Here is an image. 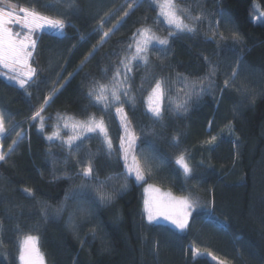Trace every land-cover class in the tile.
<instances>
[{"label":"trees","instance_id":"trees-1","mask_svg":"<svg viewBox=\"0 0 264 264\" xmlns=\"http://www.w3.org/2000/svg\"><path fill=\"white\" fill-rule=\"evenodd\" d=\"M13 2L59 15L66 27L63 35L35 34L29 63L37 75L26 88L6 80L0 67V113L13 125L0 147L7 153L22 133L14 151L0 162V264H20L17 241L25 234L39 237L46 264H217L207 255L194 257L193 247L230 264H264V0H176L193 16L203 14L197 31L169 37L166 46H150L148 64L134 61L129 74L135 103L109 110L95 103L90 88L97 82L111 84L121 59L135 51L128 45H134L137 29L151 27L161 38L171 31L158 18L154 0H74L71 10L44 8L48 0ZM253 2L262 11L261 23L251 19ZM125 12L129 15L102 41ZM234 32L241 37L236 43ZM209 62L216 66L213 89L177 114L172 103L184 98L182 78L202 79ZM237 65L238 75L231 81ZM159 79L167 81L169 90L161 102L163 117L157 120L147 111L146 98ZM242 84L250 95L237 90ZM54 88L59 91L46 103ZM42 106L43 130L39 119H31ZM121 106L141 154L156 156L144 182L198 202L186 230L147 222L142 186L132 179L127 190L115 192L105 205L86 196L65 199L79 183L77 161L86 165L91 156L100 180L121 173L114 116ZM93 114L108 125L116 149L111 156L96 134L78 142L71 155L59 139H47L57 125L64 138L72 134L62 127L61 117L83 120ZM213 136L214 145L205 143ZM180 154L193 169L188 177L175 163ZM61 205L64 211L54 216L52 210ZM81 207L87 215L78 211Z\"/></svg>","mask_w":264,"mask_h":264},{"label":"snow or ice","instance_id":"snow-or-ice-1","mask_svg":"<svg viewBox=\"0 0 264 264\" xmlns=\"http://www.w3.org/2000/svg\"><path fill=\"white\" fill-rule=\"evenodd\" d=\"M63 5L66 10H71L76 5L74 0H48V3L43 5L44 8L55 10L57 6ZM154 7L158 9V18L162 17L163 22L171 29L168 37L161 38L153 32L151 27H142L137 29L133 34L134 45L129 44L128 49L131 50L134 46L135 51L130 56L121 59L120 66L116 68L113 73L111 84H104L97 82L89 90V96L95 101L97 105H101L104 110H109L116 104L123 105L124 103H135V97L129 95L130 86L128 80L129 74L132 71V64L134 61L143 62L145 65L149 62L148 50L149 47L166 46L169 44V37H173L180 33L193 34L197 31L198 24L203 20V14L193 16L188 8L179 5L176 0H154ZM132 8V5H129ZM129 15L124 13V17L113 25V28L103 33L101 40L108 37L110 33L118 28L123 19ZM191 21V22H186ZM219 23L218 21L216 22ZM13 26L19 27L21 31H13ZM66 27V20L61 16H49L44 12L38 10L35 6L27 7L14 3L13 0H0V67L6 69L3 74L9 79L16 81L21 88H26L31 80H33L37 71L29 63L30 58L37 46L36 35L40 31L51 30L59 35H63ZM216 33H213L215 36ZM222 39L225 37L220 33ZM83 39V37H81ZM231 39L234 43L238 42L241 37L238 33H232ZM95 50V48H94ZM92 53H89L84 59L87 60ZM207 60V58H205ZM84 61H81L83 64ZM239 65L232 70L231 81H235L238 75ZM123 71V78L121 73ZM72 75V74H69ZM216 75V66L209 62L208 73L200 80L188 81L182 78L184 84V98L172 103L173 110L177 113H186L188 111L189 103L195 98L199 99L204 94L209 92L214 87V78ZM225 87L230 86V80L224 81ZM63 85H61V88ZM169 89L167 88V81L163 79L156 80L152 87L149 96L146 98L147 111L157 120L162 119L163 109L161 102L165 98V94ZM238 91L244 95H250L247 86L241 85ZM59 89L54 88L52 95L46 98V103L58 92ZM121 96L124 99H121ZM253 102L255 97H252ZM43 106L36 111L31 117L32 120H40V129L45 127L44 117L42 116ZM115 114L119 117V126L123 133L119 137V152L120 159L124 165V183L119 185V191H125L128 187L127 181L134 179L136 182H142L146 179V172L151 170L150 161L156 159L154 153L141 154L136 153L137 136L131 128L130 122L127 120V113L123 107H116ZM64 123L62 127L70 130L71 135L64 138L61 135L60 126L57 125L56 130L47 137L48 140L59 139L63 145L69 149V155L72 154L73 148H79V143L83 139L88 138V134H96L101 137L106 147L109 156L112 155L116 149L113 146L112 138L109 134V128L103 117L97 118L94 114L88 116L86 119L78 120L74 117H61ZM12 123L6 124V118L3 113H0V139L5 138L12 128ZM17 138L12 141L6 153L0 147V162L7 159L9 153L14 151V146L22 139V133L18 132ZM216 137L213 136L205 143L214 145ZM80 163V161H77ZM176 165L182 170L185 177L192 174V167L188 163L187 157L180 154L176 160ZM76 176L81 179V183L72 189L71 193H66L65 199H77L82 194L88 193L94 200L102 203H107L113 199V192L105 191L104 188L109 181L115 179L113 176H108L105 180H100L99 176L94 170V165L91 156H89L86 166L80 168ZM60 177H55L58 179ZM95 181V183H93ZM152 189L149 188L145 191ZM117 189L114 187L113 191ZM153 191H158L152 189ZM25 194L34 195L32 189L23 190ZM198 202L190 196L173 197L170 194L167 196H154L151 199H145L143 214L146 215L149 223L159 222L160 220L169 221L170 224L180 231H184L189 227V216L192 211L198 207ZM45 217L48 216L47 207L41 209ZM64 211V207H59L53 210L54 216H59ZM83 215H87V210L83 207L78 209ZM19 230V229H18ZM2 244V241H0ZM18 259L20 264H45L43 256L39 250V237L32 234H25L18 238ZM192 255L194 257L207 255L211 257L217 264H230L227 260H218L212 253H202L199 248L193 247Z\"/></svg>","mask_w":264,"mask_h":264},{"label":"rangeland","instance_id":"rangeland-1","mask_svg":"<svg viewBox=\"0 0 264 264\" xmlns=\"http://www.w3.org/2000/svg\"><path fill=\"white\" fill-rule=\"evenodd\" d=\"M252 8H253V11H252V14H251V19L253 20V22H255V23H261L262 21H263V14H262V11H261V9H260V6H259V4L257 3V2H253V4H252ZM13 31H21V29L19 28V27H16V26H13ZM44 31H49V32H53V33H56L55 31H51V30H44ZM57 34V33H56ZM2 68V67H1ZM4 70H6V69H4ZM7 71V70H6ZM6 77V80H11V79H9L8 78V76H5ZM12 82H14V83H16V84H18L16 81H14V80H11ZM114 116H115V119H116V122H117V125H118V128H119V137L122 135V133H123V130H122V128L119 126V117L115 114V111H114ZM127 120H128V118H127ZM129 121V120H128ZM1 140V139H0ZM119 143H120V140L118 139V142H117V144H116V146H117V150H118V153H119V156L121 155L120 154V152H119ZM136 153H137V155L138 156H140L141 155V149L140 148H138V143H137V148H136ZM120 161H121V163H122V165H123V161L120 159ZM87 164V163H86ZM83 166H86V165H83V163L81 164V163H79V165L77 166L78 168H77V172H78V170L81 168V167H83ZM123 173H124V165H123V168H122V171H121V173L120 174H115V175H112L113 177H115V179H113L112 181H109L108 182V184L105 186V188H104V190L105 191H108V192H113V194L115 193V192H121V191H119L118 189H119V185L120 184H122V183H124L125 181H124V178H123ZM130 180V179H129ZM129 180L127 181V184H128V186H129ZM133 181H134V183L135 184H137V185H141L142 186V191H143V209H144V201H145V199H151L152 197H154V196H161V197H163V196H167V195H171V196H173V197H182V195H175L173 192H171V191H169L168 189H165V188H162V187H160V186H157V185H154V184H147V183H145L144 181H142V182H136L134 179H132ZM82 181H81V179L79 178V183L77 184V185H79L80 183H81ZM93 183H95V181H93ZM76 185V186H77ZM149 185H151L152 186V189H156V190H158V191H153L152 189H149L148 191H145L146 189H148L149 188ZM75 186V187H76ZM74 187V188H75ZM114 187L117 189L116 191H113V189H114ZM74 188H72V189H74ZM128 188V187H127ZM72 189H71V191H72ZM127 190V189H126ZM123 192V191H122ZM71 193V192H70ZM81 196H86L89 200H94L93 198H92V196L90 195V194H88V193H84V194H82ZM94 201H96L97 203H100L101 205H105L106 203H102V202H100V201H98V200H94ZM65 205H61V206H58L57 208H59V207H64ZM56 209V208H55ZM54 210V209H53ZM53 210H52V212H53ZM190 217V216H189ZM145 218H146V221L148 222V220H147V217H146V215H145ZM153 223H158V224H163V225H166V226H168V227H170V228H172V229H174V230H178V229H175L171 224H170V222L169 221H165V220H160L159 222H153ZM178 231H180V230H178ZM43 256V255H42ZM44 259V258H43ZM44 262H45V260H44ZM46 264V263H45Z\"/></svg>","mask_w":264,"mask_h":264}]
</instances>
